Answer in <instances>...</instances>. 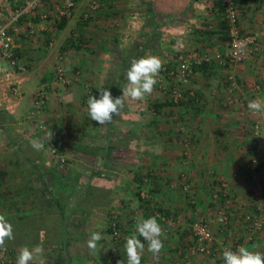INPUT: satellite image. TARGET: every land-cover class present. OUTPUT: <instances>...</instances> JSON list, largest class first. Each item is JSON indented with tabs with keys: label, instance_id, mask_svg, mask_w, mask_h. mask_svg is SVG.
Instances as JSON below:
<instances>
[{
	"label": "crops",
	"instance_id": "obj_1",
	"mask_svg": "<svg viewBox=\"0 0 264 264\" xmlns=\"http://www.w3.org/2000/svg\"><path fill=\"white\" fill-rule=\"evenodd\" d=\"M24 1L0 0V22ZM93 1L74 0L72 14L65 17L64 0H42L32 16L9 30L26 68L11 73L0 57V214L14 234L5 247L12 249L15 260L23 246L41 247L42 254L30 264H127L126 238L136 234L145 244L141 264H224L221 247L215 256L189 247L191 223L202 215L224 247L240 242L264 253V226L249 234L244 222L255 188L244 169L256 149L255 121L263 144L259 183L264 189V111L255 115L246 110L249 101H264V0H238L241 30L257 39L251 56L233 65L214 57L195 63L192 99L171 104L154 86L143 100L128 98L121 114L103 126L88 116L87 100L99 98V88H107L114 98L122 95L126 72L137 55H155L162 63L178 53L214 56L227 51L228 36L215 0H96V8ZM149 4L170 22L159 19L158 44L143 46L137 54L138 44L146 41L141 32L152 31ZM83 14L89 17L84 20ZM58 52L70 81L63 86L55 81ZM229 74L236 79L232 93ZM39 85L46 87L47 101L41 113H32ZM33 141L43 148L33 149ZM48 142L67 157L62 175L54 172ZM58 176L73 184L59 198L65 223L54 201L46 203L57 196ZM219 176L226 178L232 200L223 225L216 219L223 203L211 196ZM184 180L191 184L194 203L182 188ZM84 193L90 195L83 199ZM261 205L264 219V200ZM113 212L120 220L117 242L107 230ZM151 216L164 232L158 260L135 232L137 218ZM94 231L103 237L95 252L87 246Z\"/></svg>",
	"mask_w": 264,
	"mask_h": 264
},
{
	"label": "built area",
	"instance_id": "obj_2",
	"mask_svg": "<svg viewBox=\"0 0 264 264\" xmlns=\"http://www.w3.org/2000/svg\"><path fill=\"white\" fill-rule=\"evenodd\" d=\"M42 0H25L18 6L11 9L7 17L0 22V57L7 61L11 68V73H23L26 66L21 62L20 57L13 45L9 30L21 18L25 16H32L36 11L38 5ZM217 8L221 13V18L225 25V32L228 36V49L224 53H216L214 56L204 54L200 57L192 56L190 54L179 55V53L171 58V62H164L163 67L157 77V84L155 87L165 94L166 99L174 105L180 104L184 100L192 99L195 96L194 89L189 87L191 78L194 72L195 63L210 62L212 57L226 65H233L245 60L257 49V39L255 35L243 33L239 23L241 14V6L238 0H215ZM92 7H97V1L92 2ZM74 6V0H64L61 15L70 17ZM46 17L45 14H43ZM88 14H83L82 19L86 20ZM63 54L58 52L55 63V81L62 86L68 84L70 81L65 74L62 64ZM228 82L229 93L236 87V79L229 74L226 78ZM16 91V88L14 89ZM229 102L232 100L228 98ZM227 100V101H228ZM47 101V89L44 85H39L35 91L33 112L41 113L44 110ZM246 104V110L251 114H258L251 112ZM40 128L44 129L41 124ZM254 136L256 137V149L249 160L244 164V169L249 178L255 182V188L250 196L251 212L245 215V228L249 234L263 229L264 219L261 215L262 205L264 200V189L259 183V172L261 168L260 149L262 148L260 123L255 121ZM185 146L188 145V140H183ZM47 151L51 161L55 162L59 169H64L67 157L59 151V147L54 142L47 143ZM147 178H144V180ZM146 181V180H145ZM182 188L186 193L191 203L195 202V196L191 184L188 180H184ZM212 199L217 202H222L223 205L216 210V219L220 224H227L229 221V211L227 210V202H231V197L228 188V182L225 177L219 176L214 180V187L212 190ZM172 223L171 219H168ZM120 220L117 212L111 213L107 218V230L110 237L115 242L120 240ZM191 232L193 242L190 248L200 254L207 256L216 255L219 248L226 249L224 244L218 243L216 237L209 226L208 219L204 216H198L191 223ZM232 246V247H231ZM227 247L235 251L242 246L240 242H235ZM222 249V250H223ZM153 255V254H152ZM154 257V256H153ZM0 263L1 264H16L14 253L11 248L6 247V251L0 249ZM184 264H190L185 262Z\"/></svg>",
	"mask_w": 264,
	"mask_h": 264
},
{
	"label": "clouds",
	"instance_id": "obj_3",
	"mask_svg": "<svg viewBox=\"0 0 264 264\" xmlns=\"http://www.w3.org/2000/svg\"><path fill=\"white\" fill-rule=\"evenodd\" d=\"M162 67V61L155 55H146L133 59L126 72L127 83L121 86L122 95L114 98L107 88H99V98L91 95L87 100L88 116L100 126L112 122L115 116L121 114L128 98L143 100L146 95L152 93ZM247 107L251 112L259 113L264 111V101L253 99L248 102ZM32 147L39 151L43 148V144L33 141ZM135 232L139 234V237H143L147 241V251L152 253L154 258L158 260L159 254L164 247L161 240L164 232L157 218L155 216L146 219L143 217L137 218ZM102 238L99 231H94L87 240L88 248L95 252L98 242ZM11 239H14L13 226L4 214H0V249L6 251L5 241ZM124 249L127 264H141L145 244L141 242V239L136 234L126 238ZM42 251L39 246L35 248L23 246L18 253L16 264H30L35 257L42 254ZM222 257L224 264H264V253L250 250L245 246H240L235 251L226 248L223 250ZM39 264H44V261L40 260ZM118 264H124V262L118 261Z\"/></svg>",
	"mask_w": 264,
	"mask_h": 264
},
{
	"label": "trees",
	"instance_id": "obj_4",
	"mask_svg": "<svg viewBox=\"0 0 264 264\" xmlns=\"http://www.w3.org/2000/svg\"><path fill=\"white\" fill-rule=\"evenodd\" d=\"M147 12L149 14V18L147 20V23H149L152 26V31H150L149 33L141 32V34L143 36L146 34V41L144 43H139L138 44L139 45V49L136 50L138 52L137 54L141 53V49H142L143 46L144 47H149V48H154L158 44V40H159V37H160V32L157 30V28H159V23L157 21L159 19L163 18V16H164V17H167V19L164 22H163V20H159V21H161L162 24H164L166 22H170L168 20V16L163 15L159 11H155L151 4L148 5ZM139 56L140 55H137L136 58H138ZM169 103H171V102H169ZM72 187H73V184L70 183L69 180H67L66 178H64L62 176H58L56 178V181H55V189H56V192H57V196H55V197L51 196V198H48L46 200L47 204H52L51 200L54 201V203L56 205V208H57V211H58L59 215L63 218V222L64 223H65V221H64V219H65V217H64V205H62V203L60 202L59 198L63 197L64 193H66V192H68V194H69L71 192ZM88 195H90V194L84 193L82 195V198L83 199L87 198ZM49 199H50V201H49Z\"/></svg>",
	"mask_w": 264,
	"mask_h": 264
},
{
	"label": "rangeland",
	"instance_id": "obj_5",
	"mask_svg": "<svg viewBox=\"0 0 264 264\" xmlns=\"http://www.w3.org/2000/svg\"><path fill=\"white\" fill-rule=\"evenodd\" d=\"M50 159V158H49ZM50 161H51V159H50ZM52 164H54V172H56L57 173V175H62V174H64L65 172H66V170L68 169V168H65V169H59L58 167H57V165H56V163L55 162H53ZM64 197V196H63ZM63 200V199H62Z\"/></svg>",
	"mask_w": 264,
	"mask_h": 264
}]
</instances>
